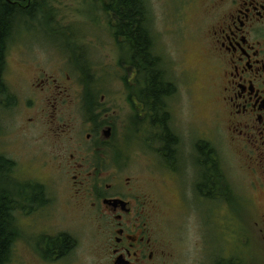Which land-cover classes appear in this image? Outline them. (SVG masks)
I'll use <instances>...</instances> for the list:
<instances>
[{
    "label": "rangeland",
    "instance_id": "rangeland-1",
    "mask_svg": "<svg viewBox=\"0 0 264 264\" xmlns=\"http://www.w3.org/2000/svg\"><path fill=\"white\" fill-rule=\"evenodd\" d=\"M146 3L155 52L163 59L170 77L188 85L181 126L186 127L187 123L193 131L190 140H196L209 120L211 109L206 99L207 78L197 71L202 60L194 58L196 50L203 49L193 39L201 32L206 35L209 0H146ZM33 11L32 17H18L7 50L4 81L11 104L8 105L5 95L0 97V154L16 163L9 182L0 181V189L7 187V198L17 201L18 207L13 215L16 241L8 264H20V258L27 264H40L35 252L40 241L29 240L42 239L62 227H69L77 241L68 259L70 264H98L104 254V241L97 234L96 223L84 215L86 210L70 186L73 179L52 160L58 145L77 156L81 144L91 147L86 133L90 122L97 128L99 118L92 116L94 111H99L114 126L108 145L110 165L139 177L144 192L160 195L167 202V208L162 204L153 221L165 246L164 264H229V254L235 259L234 264H264V247L256 241L254 231L257 194L250 185L243 157L222 133L212 143L217 141L223 181L219 188L224 198L213 208L198 194L199 156L194 149L184 151L185 157L188 156L183 176L185 196L175 183H164L151 175L155 164L164 166L159 145L148 144L145 118L135 114L128 102L130 97L121 79L136 75L127 69L124 46L117 43L114 26L99 0H38ZM48 75L61 84L68 83L70 76L74 85L71 99L66 97L61 108L65 111L64 120L72 127L65 133L68 137L63 135L58 144L52 140L46 118L40 122L28 119L35 110L28 107V102L37 97L34 87L39 90L40 81L34 78ZM88 82H94L101 91L96 102L87 98L86 93L83 98L79 96L82 83L87 89ZM57 97L60 100V95ZM99 101L102 105L96 107ZM42 105L45 104L38 97L36 108ZM71 114L76 116L75 122L69 117ZM23 182L29 186L19 190L24 188ZM23 190L42 191L40 208L32 215L33 223L20 211ZM220 255H226V260L217 262Z\"/></svg>",
    "mask_w": 264,
    "mask_h": 264
},
{
    "label": "flooded vegetation",
    "instance_id": "flooded-vegetation-1",
    "mask_svg": "<svg viewBox=\"0 0 264 264\" xmlns=\"http://www.w3.org/2000/svg\"><path fill=\"white\" fill-rule=\"evenodd\" d=\"M13 1L4 0L9 4ZM206 13V35L201 32L193 39L203 49L201 52L196 50L194 58L202 60L197 71L207 78L206 99L211 109L206 126L198 134L199 140H190L193 131L189 130L187 123L186 127L184 124L181 126L182 113L188 102L186 82L162 78L159 81L164 89L159 97H155L150 92L153 77L134 78L139 101L133 100L136 104L134 112L138 111V116L142 114L145 118L149 128L148 144L159 145V157L164 166L155 164L151 175L154 174L152 176L164 183H175L185 196L183 188L186 180H183V176L188 156L185 157L184 151L194 149L197 157H202L197 160L198 194L208 200L213 208L218 207L221 197V173L215 147L217 141L214 144L212 141L215 142V136L219 137V133H222L228 144L243 157L250 185L257 194L254 231L256 241H260L264 247V0H209ZM34 79L40 81L39 90L33 86L37 97L35 95L28 102V107L35 109L28 119L40 122L46 118L52 140L58 144L68 128L72 127L64 120L65 111L61 108L67 101L66 97L71 99L73 81L68 76V83L61 84L52 75ZM85 85L82 83L79 93L82 98L86 93ZM147 94H150L148 101L145 99ZM57 95H60V100ZM38 97L45 104L41 108H36ZM92 116H97L99 120L95 123L97 128L90 122L86 133L91 147L86 148L81 144V152L77 156L58 145V149L52 153V160L61 172L73 179L70 186L86 210L84 215L94 220L97 234L104 241V254L98 264H164L167 257L165 246L157 235L153 221L159 208L163 205L166 207L167 202L160 195L144 192L139 177L127 175L117 169V165H110L108 145L114 126L99 111H94ZM69 117L76 121L74 114ZM108 128L111 135L106 138L104 131ZM205 145L206 159L200 156L201 147ZM204 174L214 177L211 188L206 184L207 187H202ZM156 179L153 180L156 182ZM21 193L25 196L21 199L23 207L20 211H24L23 216L33 223L32 215L40 208V191L23 190ZM16 202L13 199L9 201L12 225V210H18ZM13 241L12 253L15 238ZM29 241H40L35 248L40 264H53V253L56 252L62 255L55 264H70L68 259L77 245L69 227L45 234L42 239ZM228 257L229 264H234L235 259L230 254ZM221 259L226 260V255H220L217 262ZM19 262L27 264L22 258Z\"/></svg>",
    "mask_w": 264,
    "mask_h": 264
},
{
    "label": "trees",
    "instance_id": "trees-1",
    "mask_svg": "<svg viewBox=\"0 0 264 264\" xmlns=\"http://www.w3.org/2000/svg\"><path fill=\"white\" fill-rule=\"evenodd\" d=\"M99 2L104 13L108 16L109 23L114 26L113 32L117 43L124 46V51H126L127 55L125 61L126 64H128L127 69L136 75L134 78L153 77L154 81L152 87H150V92L154 93L155 97H159V95H161V90L164 89V85H162L159 80L171 77L163 59L154 49V36L149 27V9L146 0H99ZM4 3V0L0 1V97L5 95L7 98L6 101L9 102L8 105H10L11 96L9 88L4 81L7 65L6 56L10 38L16 28L18 17L23 15L32 17L34 15L33 10L38 4V0H14L12 3L10 2L11 4ZM121 38L124 39V42H121ZM134 78L122 77L121 79L126 87L127 95L130 97L128 98V102L133 110L136 108V104L133 100L138 101L136 91L137 86L133 81ZM93 83L94 82H88L86 96L87 98H90L92 102H96L101 91L97 90V85ZM101 87H103V85ZM144 93L146 94V91ZM149 96L150 94H147L145 97L147 101ZM101 105L102 103H100V101L96 103V107ZM136 113H138V111H135V114ZM145 125V127L149 129L146 121ZM206 150V145L201 147L200 150V156L203 155L205 159L207 157L204 155ZM15 167L16 163L14 161L0 154V176L3 177L5 182H9L11 179V174ZM213 179L214 177L212 174L211 176H205L204 174V183H202V187L206 184L211 188ZM19 183L20 182L15 181L16 185H19ZM25 183L24 188H20L19 190L25 189L29 186L25 185ZM221 184H223V181H221ZM39 186L42 189V186ZM6 188L7 187H2V189H0V264L9 263L14 242V230L12 219L10 218L11 210L9 208L10 199L7 198L8 195L6 193ZM227 190L228 189L226 188V190L223 191ZM40 194H42V191H40ZM20 196L23 198L25 195L21 194ZM223 198L222 194L220 199L222 200ZM21 204L23 205L22 202ZM13 211L14 209L12 210V214Z\"/></svg>",
    "mask_w": 264,
    "mask_h": 264
},
{
    "label": "snow or ice",
    "instance_id": "snow-or-ice-1",
    "mask_svg": "<svg viewBox=\"0 0 264 264\" xmlns=\"http://www.w3.org/2000/svg\"><path fill=\"white\" fill-rule=\"evenodd\" d=\"M2 180H3V177L0 176V181H2ZM60 255H62V253H60V252L53 253V264H55L56 259H57Z\"/></svg>",
    "mask_w": 264,
    "mask_h": 264
},
{
    "label": "water",
    "instance_id": "water-1",
    "mask_svg": "<svg viewBox=\"0 0 264 264\" xmlns=\"http://www.w3.org/2000/svg\"><path fill=\"white\" fill-rule=\"evenodd\" d=\"M104 135H105L106 138H109V137H110V135H111L110 128H108V129H106V130L104 131Z\"/></svg>",
    "mask_w": 264,
    "mask_h": 264
}]
</instances>
